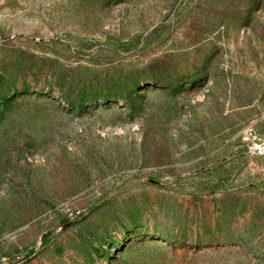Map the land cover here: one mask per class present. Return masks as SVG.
Listing matches in <instances>:
<instances>
[{
  "label": "rangeland",
  "instance_id": "rangeland-1",
  "mask_svg": "<svg viewBox=\"0 0 264 264\" xmlns=\"http://www.w3.org/2000/svg\"><path fill=\"white\" fill-rule=\"evenodd\" d=\"M0 264H264V0H0Z\"/></svg>",
  "mask_w": 264,
  "mask_h": 264
}]
</instances>
